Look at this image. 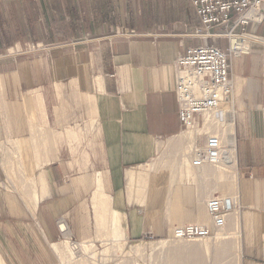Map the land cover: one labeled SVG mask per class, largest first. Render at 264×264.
Instances as JSON below:
<instances>
[{
	"label": "crops",
	"instance_id": "1",
	"mask_svg": "<svg viewBox=\"0 0 264 264\" xmlns=\"http://www.w3.org/2000/svg\"><path fill=\"white\" fill-rule=\"evenodd\" d=\"M200 27L189 0H0L4 264H58L53 245L64 239L113 244L209 224L211 195L223 197L227 221L238 222L232 257L264 264V38L230 59L233 90L222 106L231 109L226 145L236 178L212 186L208 173L173 182L158 199L146 183L151 163L178 160L179 148L168 144L184 130L176 59L205 42L227 49L223 37L196 35ZM247 30L264 37V23ZM33 42L56 45L48 53H7ZM160 143L169 153L158 155ZM113 217L122 219L119 230Z\"/></svg>",
	"mask_w": 264,
	"mask_h": 264
},
{
	"label": "built area",
	"instance_id": "2",
	"mask_svg": "<svg viewBox=\"0 0 264 264\" xmlns=\"http://www.w3.org/2000/svg\"><path fill=\"white\" fill-rule=\"evenodd\" d=\"M200 19L201 27L195 34L202 37L223 36L228 39L226 50L203 43L187 49L176 59V96L179 105V120L183 129H202L203 144L191 147L195 166H217L223 160L226 145L222 132L210 127L207 122L222 124L226 113L220 107L229 100L232 83L229 78L230 59L248 53L255 34L238 31L251 23H263L264 0H189ZM225 27L223 32H211ZM262 39V38H261ZM213 112L211 119L204 117ZM194 145V144H193ZM211 218L210 225L190 223L175 226V239L196 240L210 237L226 223L227 203L219 196H212L206 203Z\"/></svg>",
	"mask_w": 264,
	"mask_h": 264
},
{
	"label": "rangeland",
	"instance_id": "3",
	"mask_svg": "<svg viewBox=\"0 0 264 264\" xmlns=\"http://www.w3.org/2000/svg\"><path fill=\"white\" fill-rule=\"evenodd\" d=\"M250 24L251 22L248 25H245L244 27L238 28L237 30L239 32L240 31L249 32L247 30V27ZM198 29L199 28H197L196 30ZM224 30H225V27H221L217 30H211V32H223ZM131 34H134V32ZM256 36L259 38L257 40H262L261 38H264L259 35H256ZM218 37H223V36H218ZM225 39L227 40V47H228V43H229L228 39L227 38ZM55 45L56 44L54 42L53 43L33 42V43H28L24 47H21L18 43H14L10 47H8L7 53L10 54L11 56H18L22 54H37V53H42V52L48 53L50 49L54 47ZM222 50H226V49H222ZM230 68L231 66L229 67V70ZM232 90H233V86H232ZM228 103H230V97H229V100L223 104L227 105ZM222 105L220 109L225 113L227 112L225 115V119L223 120L222 124H217L216 126L212 127V130H215V134H218V132H216L217 130L222 132V135H221L222 140L226 145V140L230 137L229 125L226 123L228 121L227 119L232 118V117H231V109H229L228 106L223 107ZM187 130L189 129H186L185 131L183 130L182 134L180 133L177 136L172 138V139L179 140V144L178 145L175 144L179 148L178 149V160H177L178 162L174 161L172 163V161L169 160L168 158L160 160L162 157L158 158L159 161L158 160L154 161L153 163L155 164L156 168L154 169L153 172H150L151 176L149 177V180H148L149 184L161 185L163 188V191H165L167 187L173 184V182L174 183L177 182L178 184L179 180L176 176V172H177V169L179 168V163L181 164L183 161L190 160L184 155V151L186 150L189 142L192 141L194 138L196 139V137L200 139L199 135L200 133H202V129L191 128L190 130H193V135L191 137H188L185 134ZM181 136H184V138H181ZM224 138L226 139L224 140ZM170 140H168V144L170 143ZM21 143L23 144L20 147ZM165 144L164 143L159 144V147L162 149V151L159 150L158 155H160V153L162 154L169 153V151L167 152V148ZM18 145H19V148L21 149L19 151L24 152L26 150V144L24 142L20 141ZM201 145H199V147H201ZM22 149L24 150L22 151ZM229 150H231L230 155H228ZM233 151L234 149L232 147L229 148L228 145H226L225 157H227L230 161L233 156ZM153 163H151V165ZM234 164H235V161H234ZM220 166L222 170L226 169L225 166H222V165ZM192 167H193L192 170L194 173L193 179L196 180V182L198 178L202 179V177L206 176L208 173H210L213 176L212 179L214 181L210 182L211 183L210 185L212 186H216L220 180L223 181L224 179H226V182L228 184L230 183V181H232V175L230 174L231 176H229L226 171H224L223 176L218 175L219 173L218 166L211 167V166L204 165V166L198 167V166L193 165L192 163ZM202 168H204V170L200 171L202 170ZM229 170H234V169L229 168ZM61 223L64 225V223L60 221V223H58V227L60 229H62L60 227ZM228 223H227V227L225 230L226 233L232 232L230 227H228L229 226ZM172 230H171V233H172ZM219 232L220 230L218 232L214 231V233L208 238L196 239V240H191V241L176 240L175 238L171 236V234L166 237L158 239V238H155L154 235L151 233H148L145 238L139 241H124V242H117L113 244H107V243H101V242L93 243L90 241L87 242V241H75L74 239H64L58 242V245H65V244L69 245L70 249L74 252V255L69 260L67 259L68 257H64L62 259L57 253L58 254V264H104V263H107V264H238L236 262V258L232 257V255L236 253L235 252L236 251L235 249L236 241L225 239L224 241H222L224 244L222 242L221 243L218 242L217 233ZM158 240H166L167 245L161 248L158 247L154 249L153 251H150L148 249L149 244L151 242L158 241ZM137 242L138 243L141 242L143 244L140 250L136 249L135 244ZM194 261L197 263H195Z\"/></svg>",
	"mask_w": 264,
	"mask_h": 264
},
{
	"label": "bare ground",
	"instance_id": "4",
	"mask_svg": "<svg viewBox=\"0 0 264 264\" xmlns=\"http://www.w3.org/2000/svg\"><path fill=\"white\" fill-rule=\"evenodd\" d=\"M36 95V94H35ZM37 99V98H36ZM43 106V105H42ZM226 110V109H225ZM41 111V110H40ZM227 113V112H226ZM214 115V113L213 112H211V113H207V114H205L204 115V117H207L208 119H211V117ZM229 125V124H228ZM209 127H211V129H212V127H214V124H211L210 125V123L209 122H207V129L209 128ZM194 128H196V127H194ZM187 129H189V130H187V132L185 133L188 137H191L192 135H193V130H190L191 128H187ZM200 129V128H199ZM229 129H230V132H231V127H229ZM185 130V129H184ZM202 133H200V135H201ZM199 135V136H200ZM196 137V136H195ZM181 138H184V136H181ZM42 140V139H41ZM177 141H179L178 139H172V140H170V143H169V145H175L176 143H177ZM37 144H38V142H37ZM194 144V145H193ZM201 145L200 144V142L198 141V138L196 137V139L194 138L192 141H190L189 142V144L187 145V148H186V150L184 151V155L187 157V158H189L191 161H192V150H191V147L192 146H194V147H199V145ZM21 147V146H20ZM38 147H39V145H38ZM37 147V149H39ZM19 150H21L20 148H19ZM24 149H22V151H23ZM19 152H21V151H19ZM21 153H24V152H21ZM230 153H231V150H229L228 151V155H230ZM231 159V158H230ZM190 160H186V161H183L181 164L179 163V168L177 169V172H176V176H177V178H178V184H180L181 182H185L186 180H191V179H193L194 178V173H193V170H192V163H191V161ZM234 161H235V157H234V151H233V156H232V159H231V161L227 158V157H225V154H224V157H223V160L221 161V163L219 164V165H217L218 166V168H219V170H218V175H220V176H223V174H224V171H226L227 173H228V175L229 176H231L232 175V180L234 179V178H236L235 177V170H229V168H235V164H234ZM194 165V164H193ZM205 166H211L210 164H204ZM203 165V166H204ZM220 165H222V166H225L226 167V169L225 170H222V168H221V166ZM211 167H216V166H211ZM151 168V169H150ZM150 168H149V170H150V172H153L154 171V169L156 168V166H155V164L153 163L152 165H150ZM144 169H148V168H144ZM148 170V171H149ZM204 170V168H202V170H200V171H203ZM130 170H128V172H129ZM138 171V170H137ZM132 172H134V170L133 171H131L130 172V174L132 175ZM144 172V171H143ZM149 172V173H150ZM135 173V172H134ZM148 173V174H149ZM231 174V175H230ZM151 175V173L149 174V176ZM132 176H136V175H132ZM131 176V177H132ZM138 176V175H137ZM148 177V176H147ZM136 178V177H135ZM134 178V179H135ZM138 178V177H137ZM136 178V179H137ZM127 179H129V181H130V178H127ZM133 179V178H132ZM133 179V180H134ZM140 179L142 180H144V178H141L140 177ZM236 180V179H235ZM138 181V180H137ZM137 181H136V185H135V183H134V185L135 186H138L137 185ZM98 182V181H97ZM131 182V181H130ZM144 182H145V180H144ZM143 182V183H144ZM142 183V184H143ZM147 184L149 183V182H146ZM151 183V182H150ZM102 184V183H101ZM129 185H130V183H128ZM131 184H132V182H131ZM141 184V185H142ZM133 185V184H132ZM131 185V186H132ZM133 185V186H134ZM141 185L139 186V187H141ZM146 185V184H145ZM145 185H144V188H145ZM150 185V189H151V193H152V196L153 197H155V198H157L156 197V194L158 195V193L159 192H161L162 194H163V188H162V186L161 185H157V184H149ZM152 186V187H151ZM149 187V186H148ZM100 189V188H99ZM141 189V188H140ZM139 189V190H140ZM147 192H148V190H146ZM184 191V190H183ZM140 192V191H139ZM143 193V192H142ZM185 193V192H184ZM145 194V193H144ZM191 195H192V193H190ZM146 195V194H145ZM147 196V195H146ZM212 196H217V195H211L207 200H206V203L209 201V199L212 197ZM151 197V196H150ZM192 197V196H191ZM220 197V196H219ZM141 198H143V197H141ZM140 198V199H141ZM154 198V199H155ZM158 198H160V197H158ZM157 198V199H158ZM223 200H224V198L223 197H221ZM153 199V198H152ZM141 201V200H140ZM144 201V200H143ZM147 201V200H146ZM156 201V200H155ZM145 202V201H144ZM152 202V201H151ZM143 203V202H142ZM141 203V204H142ZM154 203H156V202H154ZM206 203H205V206H206ZM146 204V203H145ZM151 205V204H150ZM155 205V204H154ZM152 206H150V208H151ZM114 211V210H113ZM206 211H207V209H206ZM116 212H118L117 210H116ZM120 213V212H119ZM118 213V214H119ZM208 213V212H207ZM116 214V213H115ZM114 214V215H115ZM98 216H100V215H98ZM103 216V215H102ZM121 216H124V215H121ZM110 217H112V216H110ZM125 217V216H124ZM100 218V217H99ZM113 218H115V217H113ZM210 218V217H209ZM102 219V218H101ZM100 219V220H101ZM112 219V218H111ZM117 218H115V220H116ZM98 220V219H97ZM113 220V219H112ZM120 220V219H119ZM118 219L116 220L117 221V223H116V225L118 224L119 225V223H118V221H119ZM122 220V219H121ZM120 220V221H121ZM102 221H103V219H102ZM124 221V220H123ZM101 222V221H100ZM112 222H114V220L112 221ZM99 223V222H98ZM210 223H211V218H210V222H209V224H206V223H200V224H205V225H210ZM227 219H226V223L223 225V227L222 228H220L219 230H220V232L219 233H217V239H218V242H222V241H224L225 239H229V240H235L236 241V245H235V249H236V253L239 251V241H238V239H239V231H238V222L236 221V220H234L233 219V221H232V223H231V225H230V223H228V227H230V229L232 230V232H230V233H226V227H227ZM100 224V223H99ZM121 224H122V221H121ZM121 224H120V226H121ZM187 224H190V223H187ZM102 225V224H101ZM114 225V224H113ZM113 225H111V226H113ZM115 225V226H116ZM116 226L117 228L118 227H120V226ZM183 225H185V224H183ZM103 226V225H102ZM179 226V225H178ZM180 226H182V225H180ZM104 227V226H103ZM116 227H115V229H116ZM120 228H122V227H120ZM114 230V226H113V228H111V230H110V232L111 231H113ZM126 229V228H125ZM118 230H119V228H118ZM117 230V231H118ZM123 230H124V228H123ZM219 230H217L216 232H218ZM113 232H115L116 233V230L115 231H113ZM119 232V231H118ZM123 232H125V231H123ZM117 234V233H116ZM125 234V233H124ZM118 235V234H117ZM116 235V236H117ZM123 235V234H122ZM113 236H114V234H113ZM119 236H121V234L119 235ZM171 236H172V233H171ZM173 237V236H172ZM122 238V237H121ZM208 238V237H207ZM176 240H184V239H176ZM126 241V240H125ZM169 242V241H168ZM223 243V242H222ZM224 244V243H223ZM136 245V249H138V250H140L141 249V246L143 245L141 242L140 243H136L135 244ZM165 245H167V241L166 240H158V241H154V242H151L150 244H149V247H148V249L150 250V251H153L154 249H156V248H158V247H164ZM54 246V248H55V250L57 251V253L59 254V256L63 259L64 257H68L67 259H71L72 257H73V255H74V252L70 249V246L69 245H58V243H56V244H54L53 245ZM224 246V245H223ZM193 251H195V250H193ZM194 253V252H193ZM195 262V261H194ZM195 263H197V262H195ZM0 264H4L2 261H1V259H0ZM104 264H107V263H104Z\"/></svg>",
	"mask_w": 264,
	"mask_h": 264
}]
</instances>
